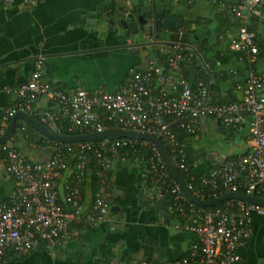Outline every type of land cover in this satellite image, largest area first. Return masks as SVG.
Returning <instances> with one entry per match:
<instances>
[{
  "label": "built area",
  "instance_id": "obj_1",
  "mask_svg": "<svg viewBox=\"0 0 264 264\" xmlns=\"http://www.w3.org/2000/svg\"><path fill=\"white\" fill-rule=\"evenodd\" d=\"M14 1L32 3L0 0V4ZM168 1L190 6L197 0ZM222 12L227 21L239 22L228 49L238 54V62L249 66L258 49L246 21L264 13V0H238L222 5ZM140 37L150 41L144 33ZM194 57L179 44L165 47L143 68L128 67L125 80L114 92L101 89L93 93L51 89L43 79L44 60L36 57L28 79L14 89H5L13 94V101L0 113V136L17 112L31 116L52 132L64 117L66 131L77 132L75 135L121 129L156 137L178 173H186V143L176 138L171 125L187 136H195L201 121L212 119L233 135L245 128V148L212 165L196 182L190 177L186 189L198 201L228 192L264 199V73L248 68L242 81L234 84L235 98L213 103L203 80L191 83L183 76V68L190 67ZM43 97L57 108L56 113L33 107V102ZM14 141L10 135L0 144V169L15 183L12 194L0 201V264L8 257L59 249L69 221L85 225L106 220L109 204L105 195L111 187L108 175L116 163L124 161L144 164L139 191L151 203L165 200L160 211L176 217L173 229L191 237L185 254L169 264H239L252 216L264 217V206L238 200L225 201L223 207L213 210L195 206L169 177L157 148L147 140L52 141L48 146L50 156L44 162L28 160ZM89 177L94 179L96 190L91 191L89 206L84 209L83 189Z\"/></svg>",
  "mask_w": 264,
  "mask_h": 264
},
{
  "label": "crops",
  "instance_id": "obj_2",
  "mask_svg": "<svg viewBox=\"0 0 264 264\" xmlns=\"http://www.w3.org/2000/svg\"><path fill=\"white\" fill-rule=\"evenodd\" d=\"M31 1L30 5L20 1L6 6L0 4V113L13 101V94L5 89H14L24 83L33 60L39 56L44 60L43 79L51 89L65 93L76 90L93 93L101 89L114 92L125 80L128 67L143 68L146 61L156 55L152 51L145 60H139L136 56L138 48L142 47L139 44L149 43L146 47H156L153 48L155 52L168 47L155 42L194 49L190 42L185 44L180 39L181 27L187 17L191 22L196 21L190 17L194 14L193 8L207 1L212 5L207 11L212 13L214 23L209 39L217 51L227 52L231 57L223 68L235 69L239 74L235 80H242L246 75L243 65L233 62V54L228 49L229 41L235 36V24L239 22L227 21L222 12V5L236 4L238 0H197L190 6L174 5L168 0H130L127 4L124 0ZM176 6L178 10L179 6L183 7V11H178ZM146 12L160 14V20L174 19L171 31L161 30L150 36L145 31L132 35L130 30L115 22L118 14L131 13L140 19L146 17ZM246 25L264 39V13L260 17L247 18ZM190 28L194 29L191 23ZM141 33L150 41H143L141 37L138 38L140 41H133L132 38ZM114 52L119 54L114 55ZM124 59H127L126 63L121 62ZM204 66L197 59L195 65L185 67L183 71H188L189 78H195L205 70ZM196 67L199 69L195 70ZM46 98L35 100L33 107L56 113L57 108ZM17 123L22 124L21 121ZM202 132L222 140L204 151H193L197 176L204 175L212 165L245 148V128L240 134L233 135L212 119L202 120L197 134L188 138L186 144L191 147V142L197 141ZM14 146L30 161L44 162L50 156L48 146L36 147L25 136H17ZM110 181V191L105 195L110 203L106 220L85 225L69 221L59 249L51 253L38 250L20 258L8 257L4 264H169L182 257L191 237L173 229L178 219L162 213L155 203L136 193L135 181L126 165L115 170ZM14 186L13 180L0 169V201L12 194ZM90 191L88 185L83 189L84 209L89 206ZM239 264H264V217L252 216L250 235L240 250Z\"/></svg>",
  "mask_w": 264,
  "mask_h": 264
},
{
  "label": "trees",
  "instance_id": "obj_3",
  "mask_svg": "<svg viewBox=\"0 0 264 264\" xmlns=\"http://www.w3.org/2000/svg\"><path fill=\"white\" fill-rule=\"evenodd\" d=\"M250 19L252 20L253 18H250ZM189 24L190 23L186 21L185 24L181 27V37L183 36L189 37L190 44L194 47L196 52L199 54L203 64L206 66V69L203 70L200 73V75L196 76L195 78H189L188 71H183L184 78L189 80L191 83H194L197 79L203 80V82L207 84L209 99L213 103H223V102L232 100L236 96L234 88H233L234 84L242 80H240L239 78L238 80H235V78L239 76L238 72L235 69L227 70L223 68L225 65H227L231 61L230 59L231 57L227 54V52L222 53V52L217 51V48L214 47V44L212 42H208L207 39L211 38V35H212L210 33V30L204 32V35H205L204 37H202V35H199L197 37L196 30L191 29ZM235 26H237V24H235ZM247 28L249 31L253 33V31L250 29L249 26H247ZM260 37L261 36L259 34L253 33L254 43L257 45L258 51H257V55L255 57L254 62L250 64L249 66H247V64L244 61L238 62L237 61L238 54L231 52L234 57L233 62L235 64L242 63L244 67V72H246L248 68H250L255 73L256 72L264 73V39L263 38L260 39ZM151 48H152V51H154L156 55L159 54V52L157 51L155 52V49H153L156 47L151 46ZM159 57H161V55H159ZM161 60H163V57H161ZM194 63L195 64L197 63V59L195 57H194L193 65H195ZM222 92L225 93L224 97L221 96ZM98 114H99L98 115L99 120L103 121L104 119L100 115L101 113L98 112ZM66 125H67L66 119L64 117H61V119H59V121L56 122L55 124L54 132L57 133L58 135H64V136L77 134V132H67ZM171 127H172V131L174 132L176 138L180 141H183L186 143L188 138L194 137V136L185 135L182 131L176 129L175 125L173 124L171 125ZM20 128H23V130H20ZM11 136L14 137V139H16L17 136H25V138H27L29 142H32L36 147H46V146H49L50 143H52V141L47 140L44 137L40 136L39 134L34 132L32 129H30L28 126H26L23 123L15 124L14 130L12 131ZM186 152H187V158H186L187 172L182 173L179 171V174L181 176V179L184 181V183L188 185L190 182V177L193 178V182H196L199 176H197L194 171V167L196 163L194 160L195 157L193 156L194 154L193 150L187 144H186ZM123 165L124 166L126 165L130 169L132 176H133V180L135 181L134 182L135 191L138 195H140L141 194V192L139 191L140 173L144 167V164L141 162L138 165H132L131 163L127 161L116 163L114 165L113 171L111 170L108 175L109 178H111L115 170H119L120 167H123ZM169 177L173 180L171 175H169ZM87 185L89 186V189L91 191L96 190L94 179L92 177H89ZM230 203H233V202H230ZM156 205L159 208V210H161L165 207L166 201L165 200L161 201L157 203ZM223 205L224 203H221L215 207L205 208V210H213L216 208H221L223 207Z\"/></svg>",
  "mask_w": 264,
  "mask_h": 264
},
{
  "label": "water",
  "instance_id": "obj_4",
  "mask_svg": "<svg viewBox=\"0 0 264 264\" xmlns=\"http://www.w3.org/2000/svg\"><path fill=\"white\" fill-rule=\"evenodd\" d=\"M132 7V4L129 5ZM160 14L158 13H150L146 12V17L140 19L135 18L131 13L122 16L118 14V19L115 22H118L124 29H128L131 31L132 35H136L139 32H146L147 35H151L152 33H159L161 30L170 32L171 31V24L174 19H164L160 20ZM111 23V21H109ZM155 44H161L166 46H172L174 44L171 43H160L155 42ZM142 47L150 46L149 43H142L139 44ZM188 49L192 50L196 55L199 63L203 66V62L199 56V54L190 46H186ZM199 67H196L195 70H198ZM208 82V81H207ZM16 121H21L23 124L28 126L34 132L39 134L40 136L44 137L47 140L53 142H60V143H79V142H87V141H95L98 139H105V138H124L129 140H147L150 141L158 150V153L162 159V162L165 164L167 170L169 171L172 178L177 182L179 185L184 197L187 198L189 202L194 204L195 206L201 208H211L215 207L225 201L230 200H238L245 203H251L259 206H264V199L257 198L254 196L246 195L243 193H224L218 198L205 200V201H198L194 199L191 194L186 189L184 181L181 179L180 174L172 165L167 155V152L163 146V144L156 138L147 134L137 133L129 130H121V129H111L102 132H94V133H86L80 135H71V136H64L58 135L55 132L50 131L42 124L38 123L34 120L31 116L17 112L15 113L9 120L8 124L6 125L3 134L0 136V144H3L7 141L9 136L11 135L12 131L14 130Z\"/></svg>",
  "mask_w": 264,
  "mask_h": 264
},
{
  "label": "rangeland",
  "instance_id": "obj_5",
  "mask_svg": "<svg viewBox=\"0 0 264 264\" xmlns=\"http://www.w3.org/2000/svg\"><path fill=\"white\" fill-rule=\"evenodd\" d=\"M211 6L212 5H211L210 1H207V3L204 2V4L202 6H200V7L195 6L193 8L194 14H191L190 17H192V20L194 18H196L197 22L196 21L191 22V21H189L190 20L189 17H187V21L190 22L192 28H194L196 30L197 37L199 35H202V37H204L205 36L204 32L209 31L213 28L214 23L211 20L213 15L210 11H207L208 9H210ZM177 7L178 6H176V9H177ZM181 8H183V7L179 6V10L178 9L177 10L181 11L182 10ZM139 37L140 36H138V37L136 36V37H133L132 39H133V41H140V39L138 40ZM180 39L185 44H188L190 42L188 36L180 37ZM207 40H208V42H211L210 39H207ZM151 52H152L151 47H139L138 53L136 56H137V58H139V60H145L146 56H150ZM118 54L119 53L114 52V55H118ZM121 62L126 63L127 59L121 60ZM241 65H242V63H241ZM109 89H110V87L108 86L107 90L110 91ZM219 140H222V138L219 136L212 135L211 133H208V132H202L199 135V137L197 138V141L194 140L191 142V148L194 152L204 151V150L208 149L209 147H214Z\"/></svg>",
  "mask_w": 264,
  "mask_h": 264
}]
</instances>
